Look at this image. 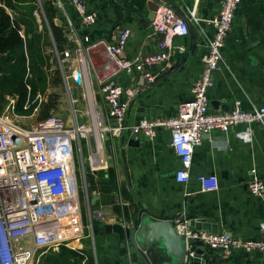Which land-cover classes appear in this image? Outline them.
Wrapping results in <instances>:
<instances>
[{"label": "crops", "instance_id": "1", "mask_svg": "<svg viewBox=\"0 0 264 264\" xmlns=\"http://www.w3.org/2000/svg\"><path fill=\"white\" fill-rule=\"evenodd\" d=\"M160 1L182 15L192 9L198 25L188 21V34L176 41L183 44L185 50H173L165 64L154 68L157 80L153 84H148L136 72L126 75L105 70L109 61L106 46L115 42L122 27H129L130 34L120 57L145 55L155 50L157 36L152 35L151 21L147 18L149 9L154 7L150 0H83L86 10L96 14L92 24H83L75 7L68 2L63 9H57L54 22L63 27L68 38L64 48L72 43L66 18L72 22L79 38L88 36L90 43H98L85 56V78L87 95H93L106 125L115 127L117 122L108 116L102 99L100 86L103 81L134 90L124 119L126 126H132L141 118L174 116L177 106L190 97L191 86L200 75L201 55L207 37L212 34V28L204 20L219 10L221 0ZM37 13L34 12L40 23L43 11ZM58 20L61 24H57ZM64 65L67 69L77 67L72 58L65 60ZM69 83L71 86L76 84L72 79ZM85 92L78 88L76 105L85 98L87 107ZM208 97L212 112L231 109L235 100L241 101L244 110L264 105V0L240 1ZM93 115L96 118L94 112ZM250 128L252 140L248 144L232 133L219 130L205 135L201 144L194 148L186 182L175 179L180 162L169 145L168 129L158 128L153 140L142 134L132 135L129 131L105 132L103 155L107 167L90 170L92 181L87 185L90 201L95 195L97 198L87 207L84 196L80 197L84 237L89 236L93 242L96 240L100 264H155L154 256H148L130 240L120 239L116 233L104 228L113 223L133 225L139 215L172 220L184 212L188 226L195 230L208 228L243 239L264 238L260 229V223L264 222V196L252 195L247 187L251 169H255L256 175L264 181V122L252 123ZM107 169L114 177V188L111 193L101 195L96 181L103 173L107 178ZM199 175H214L218 189L201 191ZM222 264H264V252L236 250L226 256Z\"/></svg>", "mask_w": 264, "mask_h": 264}, {"label": "built area", "instance_id": "2", "mask_svg": "<svg viewBox=\"0 0 264 264\" xmlns=\"http://www.w3.org/2000/svg\"><path fill=\"white\" fill-rule=\"evenodd\" d=\"M51 1L58 10L63 9L65 2L72 4L83 24H92L96 20V14L86 10L83 0ZM240 1L221 0L219 10L204 20L212 28V34L207 37L205 50L201 55V72L191 86L190 97L177 106L176 114L170 117L141 118L132 126H126L124 119L134 90L112 81H103L100 92L108 116L112 117L117 125L111 127L104 123V115L98 110L93 95H87L85 78V56L91 47L98 43H90L88 36L79 38L72 22L66 18L72 43L61 52H56L64 91L69 101L76 103L77 98L73 99L71 96L72 86L69 79L75 82L77 73H80L81 81L74 85L82 91L86 90L87 110L91 119L92 111L96 114L102 138L98 148L94 134L95 154L101 163L97 167L90 166V170L107 167L103 155V141L107 131L119 134L129 131L132 135L142 134L153 140L158 128L168 129L169 145L180 162L175 171V179L179 182L188 180L194 148L212 131L232 133L243 143L251 142L250 125L264 122V105L244 110L241 108V101L235 100L231 109L212 112L208 97L209 89L214 86V72L219 68L222 59L225 38L232 28ZM38 4L39 10L42 11L40 2ZM189 20L198 25L192 9H187V14L182 15L171 5L159 0L150 22L151 33L157 36L155 50L145 55L120 57L130 34L129 27H122L115 42L106 46L109 61L105 70L111 74L123 72L126 75L136 72L148 84L155 83L157 75L153 72L154 68L165 64L173 50H185V46L176 41L188 34ZM69 58L76 62L77 67H65L64 61ZM35 98L40 103L44 97L37 93ZM27 107L26 103L24 108ZM37 109L38 106L33 112ZM30 116L32 115L15 114V97L7 96V102L0 112V264H37L40 255L49 250L56 251L62 245L70 248L82 247L81 239L84 237L85 226L81 213L75 145L81 155V167L85 169L80 138L86 137L92 129L77 122L69 127L54 113L36 119L29 125H23L16 119ZM197 179L200 181L201 191L218 189L214 175H199ZM247 187L252 195L264 196V181L256 175L255 169H251ZM82 189L88 207L90 197L84 174ZM171 221L176 232L183 236L187 243L189 240H199L209 251L224 257L236 250L264 252V238L251 240L226 232L195 230L188 226L184 212ZM90 226L91 224L88 227ZM260 229L264 232V222L260 223Z\"/></svg>", "mask_w": 264, "mask_h": 264}, {"label": "trees", "instance_id": "3", "mask_svg": "<svg viewBox=\"0 0 264 264\" xmlns=\"http://www.w3.org/2000/svg\"><path fill=\"white\" fill-rule=\"evenodd\" d=\"M40 4L43 14L37 0H0V112L7 95L16 98L15 114L20 116L31 115L38 106L37 118H45L60 105L59 93L49 88L61 85L56 52L64 49L68 38L63 27L54 22L57 9L52 1L41 0ZM35 11L40 14V23ZM37 93L44 96L40 103L33 101ZM106 173L107 178L101 172L102 178L96 181L101 195L114 188L112 172L107 169ZM81 244V248L62 245L56 251L49 250L37 264H100L96 240L86 236Z\"/></svg>", "mask_w": 264, "mask_h": 264}, {"label": "water", "instance_id": "4", "mask_svg": "<svg viewBox=\"0 0 264 264\" xmlns=\"http://www.w3.org/2000/svg\"><path fill=\"white\" fill-rule=\"evenodd\" d=\"M150 1L154 7L149 9L147 18L152 21L159 1ZM57 24H61V21L58 20ZM80 81V73H77L75 82L78 84ZM77 93V85L72 86L73 99L77 98ZM130 143L137 144L136 141H130ZM84 165L87 171H90V158L84 159ZM96 198V195L93 196L90 203H93ZM104 228L106 231L116 233L120 239L130 240L139 250L146 251L148 256H154L155 264H222L225 261V257L221 254L205 250V245L199 240H189L187 243L184 237L176 232L172 221L168 219H154L147 215H139L133 225L113 223L106 224ZM202 229L215 232L208 228Z\"/></svg>", "mask_w": 264, "mask_h": 264}, {"label": "rangeland", "instance_id": "5", "mask_svg": "<svg viewBox=\"0 0 264 264\" xmlns=\"http://www.w3.org/2000/svg\"><path fill=\"white\" fill-rule=\"evenodd\" d=\"M70 83H72L71 80H70ZM49 90H54V91L59 93L60 105L58 106V109L56 111H53V113L60 116L66 122L67 126L72 127L73 123L77 122L79 124H84V126L87 128L93 129L92 128L93 125H92L91 114H89L88 110L86 109L87 107L85 105V102H86L85 98L81 99V103H79V104L77 103V105H76V103H71L65 94L63 81L61 82V85L51 87V88H49ZM7 96H6V100H5L6 102H7ZM15 101H16V98H15ZM33 101H37V103H38V100H36L35 97L33 98ZM6 102H5V104H6ZM26 103L29 104L28 99H27V101H25L24 104H26ZM5 104H4V106H5ZM37 111H38V109H37ZM37 111H36V113H37ZM23 116H26V115H23ZM36 116L37 115H35V116L33 115V116L28 117V118L22 117V118H16V119H18L19 122L22 123L23 125H29L35 120V118H37ZM80 145H81L82 159L90 158V166H92V167L99 166L97 161L96 162L94 161L95 158L93 157V154L96 153L93 130L91 132L87 133L86 137L80 138ZM80 156H81L80 152L75 145V161H76L77 174H78V184L80 187L79 193H80V197L82 198V196H84L83 189H82L83 174L85 175L87 185L89 184V182H91L90 179H92V178H91V173H89V171H87V168L85 167V169H83L81 167Z\"/></svg>", "mask_w": 264, "mask_h": 264}, {"label": "bare ground", "instance_id": "6", "mask_svg": "<svg viewBox=\"0 0 264 264\" xmlns=\"http://www.w3.org/2000/svg\"><path fill=\"white\" fill-rule=\"evenodd\" d=\"M92 125H93L92 130L96 136L97 146H98V148H100L102 138L100 136V130L98 129L99 127H98L97 119L94 118L93 111H92ZM93 157L96 158L97 163L100 165V163H101L100 158L96 154H93Z\"/></svg>", "mask_w": 264, "mask_h": 264}]
</instances>
